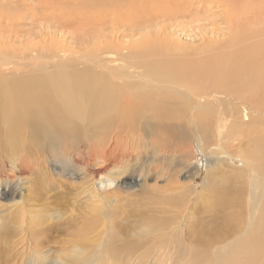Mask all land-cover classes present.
Here are the masks:
<instances>
[{
	"label": "bare ground",
	"instance_id": "1",
	"mask_svg": "<svg viewBox=\"0 0 264 264\" xmlns=\"http://www.w3.org/2000/svg\"><path fill=\"white\" fill-rule=\"evenodd\" d=\"M96 1L93 0L95 6L89 10H82L87 8H78V0H68L69 7L53 9L50 19L61 29L71 27L68 35H75L80 30L90 31L111 21L116 23L125 15L119 5L110 10L111 6L104 8L105 0ZM18 2L34 10L26 0ZM219 2L226 14L225 27L230 31L226 39L216 42L211 38L208 41L207 37L190 52L150 42L128 49L120 44V39L102 31L92 40L71 37L83 49L62 43L63 38L67 42L69 31L61 34L58 48L17 49L13 45L7 48L10 46L6 42L3 46L6 48L0 45L3 194L9 193L10 183L3 177L12 175L5 172L8 165L21 173L22 180L32 166L39 171L43 168L51 181L56 170L73 164L79 174L71 176H83L82 179L108 189L115 186L112 195L121 201V189L134 185L131 176H148L174 154L183 162L182 172L194 167L199 172L201 166L197 164L201 163L208 169L206 177L213 175L228 180V189L220 193L223 198L218 204L234 207L231 224L244 230L229 253L227 247L221 252L205 247L196 255L199 262L220 252L219 257L207 264H244V261L264 264V0ZM1 13V17L11 18ZM50 38V45L56 44L55 37ZM91 45L96 47L90 48ZM35 128L43 130V142L49 148H43L39 158L33 156L32 150H25L31 144ZM10 149L14 152L12 156ZM24 150V154L20 153ZM149 157L150 161L143 159ZM157 188L148 186L145 180L141 196L149 207L155 205ZM171 204L180 216L181 200ZM105 220L107 229H111L112 216L105 214ZM165 224L153 225L150 231L164 232L169 229ZM27 233L16 235L22 234L21 238L24 235L22 239L13 234L11 239L16 238L19 240L16 244L22 245L27 242ZM34 256H40L37 248L29 249L16 260L22 264H43V259ZM152 259L157 264H169L172 260L170 254L162 252Z\"/></svg>",
	"mask_w": 264,
	"mask_h": 264
},
{
	"label": "rangeland",
	"instance_id": "2",
	"mask_svg": "<svg viewBox=\"0 0 264 264\" xmlns=\"http://www.w3.org/2000/svg\"><path fill=\"white\" fill-rule=\"evenodd\" d=\"M18 1L0 0V13L11 17L9 19L0 16L1 47L8 44L10 47L7 48L13 45L12 48L17 49L21 47L41 49L51 46L58 48L61 45L59 43L61 34L69 31L66 36L67 42L65 43L66 38H63L65 41L62 43L70 48L83 49L84 47L73 42L71 37L92 40L97 32L102 31L104 34L107 33L106 35H114L118 41L120 39V44H124L123 46L128 49L150 42L151 45L162 43L167 44L166 48L171 50L180 48L179 51L186 49V52H190L196 48V45L206 41L207 37L208 41L212 39L223 42L230 32L225 27L226 14L219 0H203L206 5L202 0L201 2L200 0H105L109 5L104 1V8L109 9L111 6L110 10H112L119 5L118 7H122L121 13L125 15L123 14L116 23L110 20L111 23L109 22L108 25L106 23L90 31L80 30L75 32V35H68L72 32L71 27L61 29L58 23L57 25L50 19L53 9L69 7L68 0H26L29 7L34 10L25 8ZM98 2L100 1H96ZM77 5L78 8H87L82 10H89L95 6V3L93 0H78ZM142 7L144 9H141ZM127 8H130L129 11L126 10ZM220 18L223 21H220ZM214 22L217 24H213ZM117 34H120L119 38ZM50 37H55L53 41H56V44L50 45L52 41ZM19 40H29V43L23 42V46L18 43ZM94 47L96 45H91L90 48ZM30 141L29 148L25 150H32L35 158L43 155V148L49 149L47 143L43 142L41 128L33 130ZM25 150L20 153L24 154ZM149 152L156 153L151 150ZM13 154L10 149L9 155ZM143 159L151 160L150 157ZM201 160L205 161L203 158ZM52 165L58 166L57 163ZM197 165L201 166L199 172L196 167L182 172L183 162L180 156L172 154L164 159L160 166L157 165L152 173L144 177L146 179L140 178L137 174L131 176L130 182L134 185H125L121 189V201L116 200L112 195L115 186L108 189L82 179L83 176L80 178L71 176L72 173L79 174L78 167L73 164L62 170H56L55 177L51 181L47 180L43 168L39 171L32 166L22 180L21 173L12 165H8L5 172L9 171L12 175L5 174L3 177H7L10 183L9 193L4 195V188H0V264H22L21 260H16V257L26 255L31 248H37L40 256L34 257L43 259V264H62L61 260L67 261L63 264H157L152 259L157 252L170 254L172 260L169 264L212 263L211 261L219 257L220 252L226 247V252H230V248L243 235L244 230L231 224V215L236 209L218 204L223 198L219 196L220 193L228 189V180L213 175L206 177L208 169L203 168L201 163ZM13 179L16 180V184ZM145 180L148 186L158 187L155 190L156 200L153 203L157 206L149 207L142 199ZM175 187L182 189L174 190ZM10 191L13 194H10ZM179 199L183 207L180 216H177L171 203ZM105 214L112 216L113 225L109 230ZM163 222L166 223L163 226L169 227L168 230L150 231L151 226ZM25 231L28 232L27 242L18 246L17 239L24 238V235L22 238L20 237L22 234L16 235ZM13 234L17 239H11ZM205 247L220 252L216 253L214 258L207 256L203 262H199L196 255L202 253ZM247 263L251 264L249 261H244V264Z\"/></svg>",
	"mask_w": 264,
	"mask_h": 264
}]
</instances>
